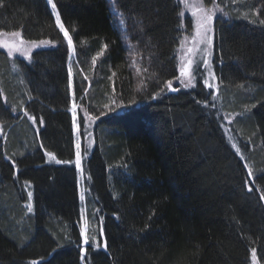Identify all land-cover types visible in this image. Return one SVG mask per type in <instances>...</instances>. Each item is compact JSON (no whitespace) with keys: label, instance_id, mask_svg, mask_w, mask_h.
I'll return each instance as SVG.
<instances>
[{"label":"trees","instance_id":"1","mask_svg":"<svg viewBox=\"0 0 264 264\" xmlns=\"http://www.w3.org/2000/svg\"><path fill=\"white\" fill-rule=\"evenodd\" d=\"M53 1L74 100L97 119L81 139L97 234L81 230L68 42L46 0H0V31L54 43L16 67L0 50V264H264V0H227L214 23L220 103L168 90L177 0Z\"/></svg>","mask_w":264,"mask_h":264},{"label":"rangeland","instance_id":"2","mask_svg":"<svg viewBox=\"0 0 264 264\" xmlns=\"http://www.w3.org/2000/svg\"><path fill=\"white\" fill-rule=\"evenodd\" d=\"M177 1L180 4V8H181L180 13L183 12V16H181V21H180L181 33L178 39V46L176 51L177 74L175 77H173L170 80L172 82L171 88L175 89L176 88L175 85H176L177 88L180 90H190L196 88L200 84L205 89L211 90L212 95L215 96V98H217L218 102L220 103V87H219V82L217 81L216 78V73L214 68L215 67L214 66V23L218 17L224 18L228 16L230 14L229 10L231 8L227 3V0H187V5L185 4V0H177ZM48 5L55 19V13L53 12L51 5L50 4ZM201 5L204 8V12L200 11ZM217 5L219 6V10H217ZM208 10H212L211 13L212 20L208 22V28L210 30L207 33L210 42L202 43L200 33L203 31V27L200 22L204 16V13L208 12ZM56 11L58 12L57 8ZM59 23L63 24L61 18ZM56 25L60 29V26L57 22ZM16 32L17 31H0V50L5 54L9 64L12 67H16L19 60L30 61L34 51L54 46V43L50 41L49 44H41L40 43L41 41H29L23 39L21 35L19 36L12 35V33H16ZM61 32L68 42L69 35L66 37L64 35V32L63 31ZM9 52H11V55L8 54ZM73 55H74V50H73V45L71 44V46H69V59H68V66L69 69H71L70 88H71L72 100H71L70 112L73 120V133H74V146H75L74 163L77 170L80 223H81L82 235L85 237V239L87 238L88 241L89 240L95 241V237L97 234V224H96L97 222H96V217L94 215L95 210L91 208V206L88 203L87 192L83 185V177H82L83 157L81 153V149H82L81 139L83 137L85 138L86 147L87 149H90V147L93 144V134L97 132V127H96L97 119H91L89 117L90 114L87 115V113L84 110L80 111L77 101L74 100V95L72 91ZM201 60H205L207 61V63H200L201 73L196 74V79L192 80V76L194 75L192 71L193 65ZM182 66L188 69V72L185 75H182L180 72ZM201 74L203 76V79L201 78ZM205 79L207 80L208 85H211L212 87L209 88L207 85H205L204 83ZM190 80H192L193 86L186 88L185 84H187ZM168 90L170 91L171 89H169L168 87ZM233 118H234V114H230V115L224 114V120H225L224 128L231 145L234 147L235 151H237L238 149L237 140L236 137L234 136L235 133L233 132L232 126L230 125ZM24 120H26V123L29 124V126L31 125L33 127V125L35 124L34 120H32V118L30 117H26L24 118ZM94 123L96 124L94 125ZM81 131H84L83 136L81 135ZM77 145L80 146L79 149H77ZM251 149L254 150L253 144L251 145ZM77 151H79L80 153L79 166H77L76 164ZM238 152L242 156H244L240 150ZM32 195L31 197L27 195V198L29 197L28 198L29 200L26 198L28 206L31 205ZM82 195L84 199H81ZM256 263L257 261L255 260L253 264Z\"/></svg>","mask_w":264,"mask_h":264},{"label":"snow or ice","instance_id":"3","mask_svg":"<svg viewBox=\"0 0 264 264\" xmlns=\"http://www.w3.org/2000/svg\"><path fill=\"white\" fill-rule=\"evenodd\" d=\"M47 3L51 5V8H52L53 12L55 13L56 22L59 24L61 31H63L64 32V35L67 37L68 36L67 31L64 29L63 24H60L59 23L60 22V15H59V12L56 11V7H57L56 4L53 2V0H47ZM185 4L187 5V0H185ZM217 10H219V6L218 5H217ZM200 11L201 12H204V8H203L202 5L200 7ZM211 13H212V10H208V12H205L204 13V16H203V18H202V20L200 22L201 25H202V27H203V31L200 33L201 42L202 43L203 42H210V40H209V38L207 36V33L210 30L208 28V22H210L212 20V14ZM180 15L183 16V12H181ZM262 23H264V21H262ZM12 35L19 36L20 33L19 32L12 33ZM40 43L41 44H49L50 42L49 41H41ZM68 44H69V46H71V44H72V41H71V38L70 37L68 38ZM105 47H107V46H105ZM8 54L11 55V52H9ZM93 63H95V58L93 59ZM189 63H191V62H189ZM200 63H207V61L201 60V61L196 62L193 65L192 71H193L194 75L192 76V80H195L196 79V74H200L201 73ZM180 72H181L182 75H185V74H187L188 69L182 66L181 69H180ZM69 73H71V69H69ZM201 78L203 79L202 74H201ZM192 80H190L187 84H185V87L186 88L193 86L192 85ZM204 83L209 88L212 87L211 85H208V82H207L206 79L204 80ZM171 84H172V82L169 81L168 82V87H169V89H171V90L174 91L175 89H172L171 88ZM163 91H164V89L162 88L161 89V92H163ZM153 98H155V97H153ZM41 123H43L42 120H41ZM79 147L80 146L77 145V149H79ZM237 151H239V149H237ZM49 155H51V154H49ZM58 162H61V163H71V161H58ZM76 164H77V166H79V164H80V153H79V151H77V153H76ZM248 174H249V176L252 175L251 169H249V173ZM249 191H251V188H249ZM28 195H29V197H31V195H32L31 192H29ZM81 199H84L83 195L81 196ZM28 211H32L31 205H29ZM85 243H89V241L87 240V238L85 239ZM89 246H91V245L89 244ZM253 251H255V250H253ZM33 264H35V262H33Z\"/></svg>","mask_w":264,"mask_h":264}]
</instances>
